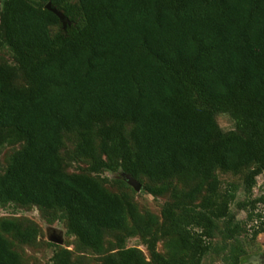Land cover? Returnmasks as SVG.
<instances>
[{
  "label": "trees",
  "instance_id": "1",
  "mask_svg": "<svg viewBox=\"0 0 264 264\" xmlns=\"http://www.w3.org/2000/svg\"><path fill=\"white\" fill-rule=\"evenodd\" d=\"M1 45L14 65L0 64V146L21 145L0 174L1 207L60 213L95 253L110 232L144 239L149 260L120 243L100 264H201L219 221L226 239L241 232L230 211L238 186L223 190L218 173L242 175L246 193L264 173V0H3ZM218 114L236 131L224 133ZM65 133L91 162L85 173L66 171ZM103 170L170 194L157 229L170 238L166 255L151 234L157 219L108 191ZM174 180L191 187L177 191ZM250 218L253 237L264 234V212ZM37 234L2 219L0 264H21L6 235ZM245 256L234 248L229 264ZM52 264H71V253L56 251Z\"/></svg>",
  "mask_w": 264,
  "mask_h": 264
},
{
  "label": "rangeland",
  "instance_id": "2",
  "mask_svg": "<svg viewBox=\"0 0 264 264\" xmlns=\"http://www.w3.org/2000/svg\"><path fill=\"white\" fill-rule=\"evenodd\" d=\"M3 0H0V7ZM0 64L14 65L11 51L0 46ZM216 122L224 133L236 131V124L232 117L227 114H218ZM77 137L75 134H64L63 146L60 155L64 160L65 168L68 173H85L89 169L91 162L82 159L76 155ZM21 147L20 144H7L0 146V174L7 166L10 156ZM222 189H226L230 184H236L238 190L236 199L230 206V211L235 215V221L240 224L241 232L235 239L229 240L224 236V221L218 222V228L215 237L211 241L210 252L203 258L201 264H229V257L234 248L245 251L246 257L253 254H260L264 257V234L253 237L254 221L250 218V213L254 215L264 212V173L256 179V183L251 192L243 191L242 175H232L218 173ZM108 191L123 195L129 194L136 205L138 213L146 219L147 216H154L157 224L151 228V234L159 239L160 233L157 229L162 224L161 212L164 205L170 200V194L155 196L136 192L126 182L122 183V172L103 170L96 175ZM139 182V181H138ZM144 186H153L152 183L143 181ZM191 185H185L181 180H174L172 188L177 191H187ZM199 200V199H198ZM197 200V201H198ZM245 204L246 208L241 209L239 205ZM2 219H13L23 228L33 227L37 229L36 238L29 243H21L11 235H6L11 248L19 256L21 264H52V257L56 251L66 249L71 253V264H100L107 256L114 255L117 251V245L123 243L125 247H134L139 249L145 258L149 260V253L143 238L139 236L126 237L124 232H110L104 238V249L101 253H95L91 250L82 249L75 237L68 235L65 221L60 213H43L36 207H20L15 204L0 206V221ZM131 223L129 222V225ZM62 236V243L58 246H51L49 238L57 235ZM169 237L159 239L156 243V250L166 255L169 252L167 241ZM243 261V260H242Z\"/></svg>",
  "mask_w": 264,
  "mask_h": 264
},
{
  "label": "water",
  "instance_id": "3",
  "mask_svg": "<svg viewBox=\"0 0 264 264\" xmlns=\"http://www.w3.org/2000/svg\"><path fill=\"white\" fill-rule=\"evenodd\" d=\"M46 9L48 11L54 13L59 18V20L62 22L63 27H65V25H66L65 17L60 11L52 8L49 3L46 5ZM122 178L136 192H140L141 191V185L136 179H134L133 177H131L130 175H128L126 173H122ZM49 241H51L54 244L60 245L62 243V236L60 234L57 235L56 237L52 236V237L49 238Z\"/></svg>",
  "mask_w": 264,
  "mask_h": 264
},
{
  "label": "flooded vegetation",
  "instance_id": "4",
  "mask_svg": "<svg viewBox=\"0 0 264 264\" xmlns=\"http://www.w3.org/2000/svg\"><path fill=\"white\" fill-rule=\"evenodd\" d=\"M241 264H264V257L260 254L249 255Z\"/></svg>",
  "mask_w": 264,
  "mask_h": 264
}]
</instances>
